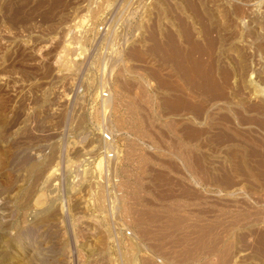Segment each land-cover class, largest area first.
Segmentation results:
<instances>
[{
  "label": "rangeland",
  "instance_id": "1",
  "mask_svg": "<svg viewBox=\"0 0 264 264\" xmlns=\"http://www.w3.org/2000/svg\"><path fill=\"white\" fill-rule=\"evenodd\" d=\"M255 87L264 0H0V264H264Z\"/></svg>",
  "mask_w": 264,
  "mask_h": 264
},
{
  "label": "bare ground",
  "instance_id": "2",
  "mask_svg": "<svg viewBox=\"0 0 264 264\" xmlns=\"http://www.w3.org/2000/svg\"><path fill=\"white\" fill-rule=\"evenodd\" d=\"M208 78V76H206ZM207 81V80H206ZM252 83V82H251ZM254 84V83H253ZM254 93H259L264 95V89H260L259 87H255L253 89ZM83 167V166H82ZM70 169V168H69ZM81 169V168H80ZM70 171V170H69ZM68 172V171H67ZM84 175V174H83ZM71 185V184H70ZM79 186V185H78ZM71 187V186H70ZM74 187V186H73ZM79 188V187H78ZM73 191V190H72Z\"/></svg>",
  "mask_w": 264,
  "mask_h": 264
},
{
  "label": "built area",
  "instance_id": "3",
  "mask_svg": "<svg viewBox=\"0 0 264 264\" xmlns=\"http://www.w3.org/2000/svg\"><path fill=\"white\" fill-rule=\"evenodd\" d=\"M105 95H107L106 92H105ZM105 136H106V140L109 141V142H111V140H112V136H111L110 134H106ZM112 155H113V154L110 153V156H112Z\"/></svg>",
  "mask_w": 264,
  "mask_h": 264
}]
</instances>
